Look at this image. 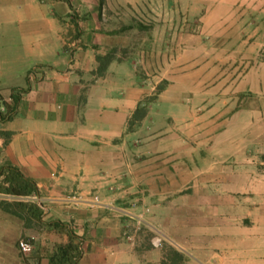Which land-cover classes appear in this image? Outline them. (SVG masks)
Here are the masks:
<instances>
[{
	"label": "crops",
	"instance_id": "crops-1",
	"mask_svg": "<svg viewBox=\"0 0 264 264\" xmlns=\"http://www.w3.org/2000/svg\"><path fill=\"white\" fill-rule=\"evenodd\" d=\"M144 2L162 6L163 34L185 17L201 21L199 34H183V51L201 50L202 35L216 52H235L228 35L252 23L241 0H0V96L20 92L0 120V167L33 181L41 208L37 220L0 205V264H49L68 231L81 241L77 264H264V167L254 171L250 154L264 147V60L236 87L222 77L212 95L223 103L207 109L202 73L182 70L200 61H186L178 84L142 109L149 86L139 61L120 56L126 35L105 11ZM254 9L261 22L245 32L264 40ZM20 237L33 238L31 253H20Z\"/></svg>",
	"mask_w": 264,
	"mask_h": 264
},
{
	"label": "rangeland",
	"instance_id": "rangeland-1",
	"mask_svg": "<svg viewBox=\"0 0 264 264\" xmlns=\"http://www.w3.org/2000/svg\"><path fill=\"white\" fill-rule=\"evenodd\" d=\"M241 1H247V6L252 7L251 11L248 12L246 16L248 18L250 17L249 21H252V23H249V26H246L244 24L245 28L243 30V35H240L239 32L242 27L237 30V32L239 33L236 35H234V31L232 30V34L228 35V40H230L229 42L231 43L229 47L235 50V52L222 53L216 52V50H214L215 46H213V38L202 35L200 36L201 50H196L195 52L193 50L191 52H189L188 50L183 51L186 48L185 45L188 44L187 35L185 36L183 34L186 32L199 34L201 21L198 19L189 20L185 17V25L183 26V29H179L180 27H177V25H180V23L174 21V25L172 26L173 28L167 27V29H165V32L168 33V30H170V32L175 33H168V35L163 34L162 31L164 30V28L162 26L164 24V21H159L158 17L156 16L158 15L157 13L162 12V6L160 5L155 6L154 9H151L144 2L135 5L128 4L120 6L116 10L118 14H116L115 11H105L108 14L107 18H109V20L111 19L110 17H119L117 20L118 26H121V31H124L123 35H126V38L124 39L126 40V44L128 45L124 46V49H126L125 52L119 51L120 56H124V54L130 53L139 61L136 64V72L140 78V81L149 86V93L143 98L145 104L142 106V109H144L148 106L149 103L154 101L157 98L159 92L166 88L169 83H172L173 85L178 84L177 79L180 75V69L182 68L183 63L186 64V61H196V63L200 61V63L195 68L187 67L186 69H182L184 72L186 71L185 74L191 73L193 71H200L203 75L202 78L206 76L205 74H209L206 76L208 78H201V80L205 82L202 85L203 93H211V97L208 98V100L205 96H203V101L200 102V104L203 106V109H207L218 103H223L219 97L214 98V96L212 95V91H214L217 87H226V84L223 85L221 83L222 77L227 76L229 79L227 84H234V86L236 87L242 80H244L243 76H245V73H247V71L251 67H254L260 60H264V40H259V38L254 34V30H252L250 33L245 32L247 27H251V29H253L261 22V19L258 17L259 13L257 12V9H254V7L260 6L262 8V13H264V0ZM154 16H156L155 19ZM262 18H264V16ZM156 24H158V26ZM154 25L155 30L153 32L152 26ZM246 34L251 35L248 38ZM245 38L248 39V42H246ZM148 41H152V44L148 43ZM236 46L241 47V50L235 49ZM147 58L149 60L148 62H145ZM218 58L228 61L219 62ZM214 61L218 62V64H214ZM217 77L219 78L217 79ZM192 86H194V84H192ZM247 93V96H253V94H249L248 91ZM234 95V100H238V102L240 100L239 103L241 104V106L244 103H247V101H245L247 97L243 98V96H240V98L238 99L236 93H234ZM228 100L231 101L232 97ZM251 100L252 99L248 100V103H252ZM186 102L188 104H192L191 99H188ZM251 138L252 140L255 139V137L254 139L253 137ZM250 151L251 156L254 157V163L252 165L254 167L253 170L258 172L260 171L259 169L264 167V164H259V159H263L264 161V147L255 146L251 148ZM11 202L17 201H6V203ZM2 203L3 201L0 202V205ZM156 235L157 233H154L153 238ZM163 242L164 239L162 237V243Z\"/></svg>",
	"mask_w": 264,
	"mask_h": 264
},
{
	"label": "trees",
	"instance_id": "trees-1",
	"mask_svg": "<svg viewBox=\"0 0 264 264\" xmlns=\"http://www.w3.org/2000/svg\"><path fill=\"white\" fill-rule=\"evenodd\" d=\"M69 2V0H65ZM76 15L72 13L70 15V20L76 25ZM78 34V32H77ZM77 34L75 35L77 37ZM108 59V55L105 56ZM98 59H103L98 56ZM105 70V67L100 66L98 68V72H102ZM9 96L11 97L10 101H4L5 112L2 113L0 111V120H6L12 116L14 113L18 100L20 98L19 91H12ZM0 98H3L0 96ZM142 111L138 107L133 115L134 120L137 119L141 115ZM3 173V179L0 182V190L13 193V194H22L28 195L32 192H36L37 188L33 181L22 176L18 171L14 170L9 166L0 167V174ZM3 182H7L8 185L4 186ZM7 207H10L14 212L22 211L26 214H30L33 218L40 220L41 219V208L37 207V205L33 202L27 201H17L7 203ZM57 226L58 223H54V226ZM82 247L80 239L73 233L72 231H68V238L66 241L57 244L53 250V252L49 256V264H77L80 257L82 256ZM176 258L181 257L178 253H176ZM180 259V258H179ZM177 261V259H176Z\"/></svg>",
	"mask_w": 264,
	"mask_h": 264
},
{
	"label": "built area",
	"instance_id": "built-area-1",
	"mask_svg": "<svg viewBox=\"0 0 264 264\" xmlns=\"http://www.w3.org/2000/svg\"><path fill=\"white\" fill-rule=\"evenodd\" d=\"M68 40H72L73 45L76 44L75 38L69 37ZM10 100H11L10 96L0 98V111L2 113H4L6 110L4 101H10ZM3 185L7 186L8 183L3 182ZM36 199L37 197L35 196V194L20 195V194H13V193H8V192L0 190V202L2 201H35ZM89 202L91 205L99 203V196L94 195ZM152 243L155 246H160L162 244V236L160 234H157L153 238ZM17 246H18L20 253H22L23 255H27L31 253V251L33 250V247H34L33 238L32 237H20L17 242Z\"/></svg>",
	"mask_w": 264,
	"mask_h": 264
}]
</instances>
